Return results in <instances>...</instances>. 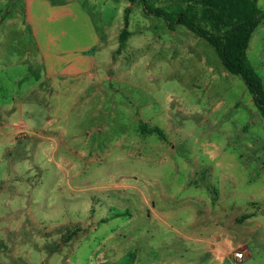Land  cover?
Here are the masks:
<instances>
[{"label": "rangeland", "instance_id": "374dc122", "mask_svg": "<svg viewBox=\"0 0 264 264\" xmlns=\"http://www.w3.org/2000/svg\"><path fill=\"white\" fill-rule=\"evenodd\" d=\"M47 1L76 3L89 18L99 41L83 53L94 79L84 73L38 95L31 81L0 82V102L26 95L44 111L21 140L0 137V264H264V119L242 79L140 0ZM256 5L264 11V0ZM23 6L0 0L1 42L15 66L32 51ZM69 20V33L89 37ZM246 56L264 87V22Z\"/></svg>", "mask_w": 264, "mask_h": 264}, {"label": "crops", "instance_id": "0c3cea01", "mask_svg": "<svg viewBox=\"0 0 264 264\" xmlns=\"http://www.w3.org/2000/svg\"><path fill=\"white\" fill-rule=\"evenodd\" d=\"M69 13L73 15V19L80 22L79 29L87 33L88 38L84 35L80 38L73 32L69 33L66 27L70 21ZM23 14V22L28 30L27 38L32 42V51L26 49L22 54L24 60L15 66V63L6 59V56H13L14 52L5 51L1 42L3 36H0V72L5 73V77L0 76V82L7 81L12 87L19 88L22 82L31 81L29 87L33 90L31 93L38 95L40 90L52 94L53 86H56L58 81L78 82L84 73L88 74L85 77L94 79L93 72H90L93 69L91 68L93 58L83 51L96 45L99 37L90 26L92 24L80 5L71 3L59 7L47 0H24ZM12 20L14 19L8 17L5 22L10 25ZM19 68L24 70L26 74L24 77L8 76L9 73H14L11 70ZM41 111L44 112L38 100L36 98L29 100L26 95L25 98L13 96L9 102H0V137L7 138L8 142H11L12 138L21 140L18 137L19 133L25 132L27 135L28 127L29 129L38 127L34 120ZM23 114L27 115L26 121L29 125L22 122ZM13 118L15 120H12Z\"/></svg>", "mask_w": 264, "mask_h": 264}, {"label": "trees", "instance_id": "16d2710c", "mask_svg": "<svg viewBox=\"0 0 264 264\" xmlns=\"http://www.w3.org/2000/svg\"><path fill=\"white\" fill-rule=\"evenodd\" d=\"M126 1L133 4L136 0ZM141 1L144 11L163 19L168 30L173 31L181 25L206 41L214 49L221 66L228 73L242 79L257 111L264 119V87L246 56L253 32L264 22V11L258 9L256 0H186V9L176 12L151 7L144 0ZM191 9L200 10L199 14L210 24V30L197 20ZM125 12H128V8ZM128 24L125 13L124 29L119 35L121 45L129 36ZM140 130L143 134L161 135L157 128L147 129L141 125Z\"/></svg>", "mask_w": 264, "mask_h": 264}, {"label": "built area", "instance_id": "2783aa9c", "mask_svg": "<svg viewBox=\"0 0 264 264\" xmlns=\"http://www.w3.org/2000/svg\"><path fill=\"white\" fill-rule=\"evenodd\" d=\"M233 256H234L235 260H237V261H241L242 258H243V253H242V252H235V253L233 254Z\"/></svg>", "mask_w": 264, "mask_h": 264}]
</instances>
